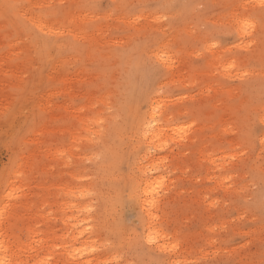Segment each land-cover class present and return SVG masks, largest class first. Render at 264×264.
<instances>
[{
  "label": "rangeland",
  "instance_id": "obj_1",
  "mask_svg": "<svg viewBox=\"0 0 264 264\" xmlns=\"http://www.w3.org/2000/svg\"><path fill=\"white\" fill-rule=\"evenodd\" d=\"M158 99V126L186 133L169 132L163 150L138 131ZM158 158V223L185 264H264V0H0V230L12 260L171 264L143 241L129 197ZM65 188L91 190L77 202L94 229L72 243L98 249L82 259L62 249Z\"/></svg>",
  "mask_w": 264,
  "mask_h": 264
},
{
  "label": "bare ground",
  "instance_id": "obj_2",
  "mask_svg": "<svg viewBox=\"0 0 264 264\" xmlns=\"http://www.w3.org/2000/svg\"><path fill=\"white\" fill-rule=\"evenodd\" d=\"M38 26L41 29H49L51 25L47 24L44 18H40L38 20ZM159 60L166 64H171L172 57L169 56L168 53H162L161 55H159ZM163 106L164 105L161 100L158 103L157 100L156 101L154 100L150 105V114L148 116V120H145L143 118L138 119L139 134H141L145 139L146 138L151 139L150 143L154 145V148H156V150L157 149L163 150L168 146L169 132H173L174 135L177 136V138H175L177 140L184 139L186 136L184 129L185 126L180 127L178 125H173L165 128H161L158 126L159 123L158 118L160 116L159 113L160 110L163 109ZM100 119L101 118H96L95 121L99 122ZM84 122L88 123L90 122V119L87 118L86 120H84ZM77 136L79 135L76 134L73 137L72 139L73 142H77L79 140V137L77 138ZM165 164H166V158H158L154 160L150 166L146 167L144 171L141 173V178L132 181L131 183L132 188L129 197L132 200L138 202L141 205L140 207L144 211V215H141L139 217V221L142 223L145 230L142 238L143 241L147 245L158 249L160 253L174 254L175 256L172 257L171 264H185L187 262V258L179 256L177 254V250L179 247V244L177 243L178 241L172 240L170 237L169 238L171 240H169L167 234L162 230V228L158 223L159 221H161L159 220V218L161 217H158L159 213H157L159 197H160L159 193L167 182L166 177L162 175L160 169L164 167ZM11 191L12 192L8 193L7 198L8 197L11 199L12 197L14 198V196L12 195H14V193L18 191V188L15 189L13 187ZM90 192L91 190L88 188H82L79 191L66 189L65 191L66 195L71 196L72 199L69 200V202H66V204L64 205V210L63 213H61L62 214L61 217L62 220L69 223L72 232L70 231L71 238L69 239V241L66 243L64 242V244L62 243L63 244L62 249L64 250V252L66 251L68 253L70 259L71 258L82 259L86 256L88 257L89 255L96 252V250L98 249V243L95 240H91V241L86 240L80 243L79 245H75L72 243V242L74 243L78 242L80 238H83L84 235L89 234V232L92 233L94 229L93 226L87 227L88 225L85 224L86 217H84L85 216L84 213L91 212L90 206L89 205L82 206L77 202V199L86 197L87 195L90 194ZM6 212H8V210H6V206L5 207L1 206L0 219L6 216ZM1 231L2 230H0V264H14V263L17 264L18 262H15V260L17 259L15 260L13 259L14 261L12 260L13 253L10 252L9 246H7L6 243H3V241L1 240V238H3ZM18 259H20V257H18ZM88 262L89 261L86 259L83 263L87 264Z\"/></svg>",
  "mask_w": 264,
  "mask_h": 264
}]
</instances>
